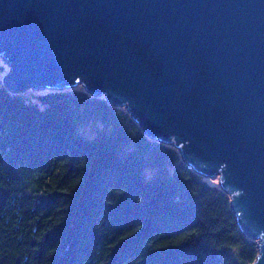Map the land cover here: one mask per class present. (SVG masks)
Returning <instances> with one entry per match:
<instances>
[{
	"label": "trees",
	"instance_id": "trees-1",
	"mask_svg": "<svg viewBox=\"0 0 264 264\" xmlns=\"http://www.w3.org/2000/svg\"><path fill=\"white\" fill-rule=\"evenodd\" d=\"M84 82L0 80V264H253L232 194Z\"/></svg>",
	"mask_w": 264,
	"mask_h": 264
},
{
	"label": "water",
	"instance_id": "water-1",
	"mask_svg": "<svg viewBox=\"0 0 264 264\" xmlns=\"http://www.w3.org/2000/svg\"><path fill=\"white\" fill-rule=\"evenodd\" d=\"M0 56L14 92L86 76L171 139L264 264V0H0Z\"/></svg>",
	"mask_w": 264,
	"mask_h": 264
},
{
	"label": "rangeland",
	"instance_id": "rangeland-1",
	"mask_svg": "<svg viewBox=\"0 0 264 264\" xmlns=\"http://www.w3.org/2000/svg\"><path fill=\"white\" fill-rule=\"evenodd\" d=\"M0 66H2V69H0V80H2L5 83V78L10 72V66L2 56H0ZM31 89L33 88L26 89L24 93H26V95L31 94ZM34 90L41 91L44 89H34ZM33 99L37 100L38 98L34 96ZM28 100H30V98H28ZM214 179L219 181L218 177H214ZM211 181H214L213 178L211 179Z\"/></svg>",
	"mask_w": 264,
	"mask_h": 264
}]
</instances>
